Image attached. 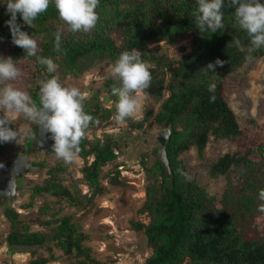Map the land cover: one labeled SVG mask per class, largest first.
<instances>
[{"label":"trees","instance_id":"1","mask_svg":"<svg viewBox=\"0 0 264 264\" xmlns=\"http://www.w3.org/2000/svg\"><path fill=\"white\" fill-rule=\"evenodd\" d=\"M260 2L264 3V0ZM197 8V0H99L96 9L99 20L95 28L74 33L68 30V25L59 17L54 0H51L47 11L33 21V27L27 25L19 14L17 23L32 37L50 30L60 31L62 51L55 50L54 36L38 41L36 56H28L25 49L12 42L6 23L11 14L7 11L6 0H0V56L6 46L13 59L21 56L28 61L30 80L27 91L39 105L40 82L53 74L38 63L37 57L54 60L58 65L54 74L62 83L66 75L80 76L99 61L114 64L125 50L136 48L141 51L142 59L153 66L150 69L152 85L146 90L148 98L159 103L157 111L154 114L149 111L145 117L153 116L155 122L171 129L166 149L172 176L169 177L158 156L150 165L143 160L146 198L138 212L149 214L150 221L148 224L131 221L133 229L144 230L153 248L147 264H264V227L261 230L256 224V218L264 216L260 211L264 200L259 198L260 190L264 189V136L226 151L209 164L211 176L226 179L224 190L216 198L189 174L180 159L182 153L192 148L203 159L212 137L236 141L243 135L223 88L229 75L247 61L250 38L236 22L235 7L229 6V0H225L222 9L224 27L215 33H201L196 27L193 12ZM186 34L192 36L193 48L177 62L156 52L157 47H149L159 40L174 43ZM236 39L240 40L243 51L233 43ZM263 54L264 48H261L254 51L252 57ZM217 60L223 61V65H216L215 72L207 69L209 63L215 64ZM174 63L178 64L173 66ZM165 68L169 70L168 78ZM108 84L110 96L106 99H115L113 108H104L99 102L91 108L87 99L84 102L85 111L94 118L89 128L98 125L101 111L106 117L116 108L119 98L113 95L112 88L120 87L121 82L113 80ZM210 84H215L214 92H209ZM211 96L215 97L214 102L209 101ZM22 119L26 124L30 123L23 116ZM128 120L137 127L143 124L142 120ZM30 126L33 135L25 138V151L33 149L38 127L35 123ZM10 127H14V122ZM8 143L0 142V163ZM117 144L111 134H105L103 138L85 137L81 141L79 155L84 159V165L79 180L87 185V193L82 192L79 180L64 183L63 173L67 172L68 163L63 160L50 166L44 161L33 162L37 170L47 167L48 177L43 182H32L30 200L24 207L31 206L37 196L50 194L76 208H87L97 195L105 192L101 178L104 166L117 158L114 149ZM90 156H93L91 161ZM118 173L111 180L113 184L122 183ZM49 210L46 201L39 211L45 213ZM4 214L11 222V231L6 238L10 248L38 246L46 242V235L31 231L30 224L20 219L15 208L8 206ZM56 221H59L56 244L64 253L82 256V264H105L97 261L91 248L84 244L88 234L73 221V214L61 215ZM246 231H253L256 236L249 238ZM57 259L51 252L49 256H37L28 264H47Z\"/></svg>","mask_w":264,"mask_h":264},{"label":"rangeland","instance_id":"2","mask_svg":"<svg viewBox=\"0 0 264 264\" xmlns=\"http://www.w3.org/2000/svg\"><path fill=\"white\" fill-rule=\"evenodd\" d=\"M57 32L50 30L45 34L33 37L37 44L43 39H51ZM149 47H157L156 52H161L169 56L172 60L178 61L190 53L193 48L192 36L184 35L174 43H167L159 40L150 44ZM4 46L2 57H9ZM17 66L22 70L23 76L14 81L17 87L27 90L30 74L27 60L24 57H17ZM178 63H174L175 66ZM113 63L102 60L88 68L80 76L66 75L62 78L65 86H75L82 92L89 93V106L95 108L96 103L110 109L113 108L115 99L110 96V85L108 82L118 80L110 75ZM166 78L169 77V70L165 68ZM167 84V83H166ZM223 93L230 106L236 114L237 120L243 129L240 139L232 141L226 138H211L205 150V157L198 156L195 148L185 151L180 159L186 165L189 174L196 177L200 184L211 194L213 198L219 197L226 185L224 176H211L209 174V164L218 156L228 150L240 147L242 144L264 136V54L260 57L246 61L240 68L232 72L224 83ZM168 91L165 90V96ZM159 103H155L148 98L144 104V111L132 121L142 120L140 127L132 125L128 118L124 124H117L112 117L114 111L105 117V112L101 111L98 125L86 130V138H103L105 134H111L118 144L114 147L117 158L104 166V175L101 184L105 192L97 195L94 201L87 208H76L71 206L64 199H59L54 195L46 194L37 196L33 204L24 207L30 200L32 182H43L47 177V167L40 168L33 165V162L44 161L50 166L56 164L58 159L52 149H33L25 151V138L21 137L19 143L9 142L5 147L2 162L18 155H25L30 159V170L18 177L16 193L10 195L5 201H0V262L2 264H28L37 256H49L53 252L58 259L47 264H82V256L75 253L66 254L62 248L56 244L58 217L66 214H73V221L80 227L81 231L88 234L84 244L91 248L92 255L97 261L105 264H147V258L153 253V248L149 245L144 230L137 231L132 228L131 221H141L148 224L150 216L147 213L140 214L139 208L145 201L146 172L143 160L150 165L158 156L159 144L157 133L166 128L162 124L154 121L153 116L146 118V114L157 111ZM154 108V110H153ZM13 129H19L26 125L22 116L16 117ZM37 133V132H36ZM93 156L89 157V161ZM1 162V163H2ZM0 163V164H1ZM84 159L78 155L77 159L68 163L67 172L63 173L64 183L69 184L71 180L82 178L81 168ZM119 172L121 184H113L112 178ZM111 172V173H110ZM106 174V175H105ZM79 186L83 193L88 192L87 185L83 180H79ZM48 201L50 210L40 212V208ZM8 206L15 208L20 213V219L24 223L30 224L31 231H40L46 235V242L38 246H13L9 247L6 238L11 231V222L5 216L4 210ZM47 220L50 222L48 223ZM256 224L264 227V216L256 218ZM246 236L253 238L256 233L246 231ZM98 264V263H93Z\"/></svg>","mask_w":264,"mask_h":264},{"label":"clouds","instance_id":"3","mask_svg":"<svg viewBox=\"0 0 264 264\" xmlns=\"http://www.w3.org/2000/svg\"><path fill=\"white\" fill-rule=\"evenodd\" d=\"M51 0H6L7 11L11 18L6 22L10 28L12 42L25 49L26 55L36 56L37 41L27 32L21 30L17 23V14L23 21L33 27V21L47 11ZM59 17L68 25L71 32H89L95 28L99 15L96 11L99 0H54ZM198 8L193 12L195 25L201 33H215L224 27L223 7L225 0H197ZM229 6L235 7L236 22L250 38L251 47L246 59H253L252 53L264 48V3L260 0H229ZM233 43L243 51L240 40ZM55 50L61 49V32L55 34ZM40 65L46 66L47 72L53 74L40 82L39 105L30 93L17 87L14 81L23 76L11 56H0V142L19 143L21 137L31 138V123L39 126L45 136L51 134L54 141L52 150L58 159L65 163L74 162L80 151L81 141L94 118L85 111L84 102L89 93L82 92L75 86H65L55 75L58 65L50 57H37ZM217 60L209 63L207 69L215 72L216 65H223ZM153 66L142 59L141 51L136 48L123 51L110 69V75L121 82L120 87H113V95L118 96L116 112L112 119L117 124H124L127 118H137L144 111L148 99L149 87L152 85ZM215 84L209 85V92L215 91ZM215 97L209 98L214 102ZM23 116L29 124L13 129L10 125L16 117ZM98 123V121H97ZM2 166V165H0ZM264 200V189L259 192ZM260 211L264 212V206Z\"/></svg>","mask_w":264,"mask_h":264},{"label":"water","instance_id":"4","mask_svg":"<svg viewBox=\"0 0 264 264\" xmlns=\"http://www.w3.org/2000/svg\"><path fill=\"white\" fill-rule=\"evenodd\" d=\"M171 135V129L170 128H163L157 133V141L159 144V148L157 151V155L159 160L165 165L167 173L169 177L171 178L172 172L171 167L169 164V159L167 156V142ZM43 137L45 138V142L42 141ZM42 141V142H41ZM54 141L51 139V134L45 135L40 130L39 126L37 127V133L33 141V146L37 149H52V144ZM18 159L22 165H19L17 167V172H14L13 174L10 173H3L4 170L1 169L3 165L12 166L15 165V161ZM14 163L11 165V163ZM0 165V201H5L10 195H14L16 193V187H17V179L18 177H21L25 173H27L30 170V159H28L25 155L18 154L10 159H8L5 163H1Z\"/></svg>","mask_w":264,"mask_h":264},{"label":"bare ground","instance_id":"5","mask_svg":"<svg viewBox=\"0 0 264 264\" xmlns=\"http://www.w3.org/2000/svg\"><path fill=\"white\" fill-rule=\"evenodd\" d=\"M46 137V136H45ZM42 141L43 142H45V138L43 137V139H42ZM41 141V142H42ZM7 161V160H6ZM6 161H4V163L6 162ZM13 162H15V165H12V164H14ZM12 163H11V167L10 166H7L6 164L5 165H3L2 167H1V169L2 170H4V172L3 173H10V174H13L14 172H17V167H19V165H22V163L18 160V159H16L15 161H13ZM3 163V162H2Z\"/></svg>","mask_w":264,"mask_h":264}]
</instances>
